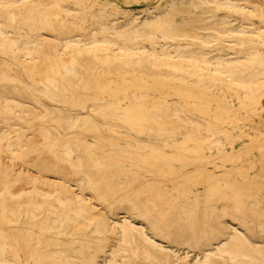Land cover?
Instances as JSON below:
<instances>
[{
  "label": "rangeland",
  "instance_id": "374dc122",
  "mask_svg": "<svg viewBox=\"0 0 264 264\" xmlns=\"http://www.w3.org/2000/svg\"><path fill=\"white\" fill-rule=\"evenodd\" d=\"M20 1L24 4L0 8L16 33L51 39L62 32L85 38L92 31L107 42L98 56L85 50L77 54L85 72L79 82L57 59L32 71L15 54L0 50V88L34 106L29 114L15 115L0 104V129L8 123L1 120L6 116L35 134L22 152L5 153L6 164H0L5 171L0 188L9 186L7 191L21 202L18 215L10 201L0 205V262L104 264L114 250L126 264H194L205 249L224 239L220 231L236 227L257 244L250 252L264 257V0ZM116 52L134 53L135 61L115 58ZM190 57L209 71L232 69L251 86L250 93L242 96L226 76H200L190 68ZM165 58L183 60V68L166 65ZM64 90L72 95L52 94ZM45 104L76 116V122L57 120L44 110ZM65 150L73 161L83 159L80 170L95 163L92 169L112 203L79 185L74 180L79 176L66 168L65 178L105 216L108 231H102L99 217L75 218L71 204L55 206L56 191L48 195L51 203L30 209L26 191L47 186L27 177L29 171L39 174L28 155L61 166ZM12 166L23 173H6ZM46 175L66 181L52 167ZM117 199L156 203L152 212L164 226L156 228ZM239 210L243 216H234ZM124 216L138 227L127 241L120 239L117 223ZM174 253L181 258L176 260Z\"/></svg>",
  "mask_w": 264,
  "mask_h": 264
},
{
  "label": "bare ground",
  "instance_id": "6f19581e",
  "mask_svg": "<svg viewBox=\"0 0 264 264\" xmlns=\"http://www.w3.org/2000/svg\"><path fill=\"white\" fill-rule=\"evenodd\" d=\"M31 1H38V0H31ZM233 1H235V0H233ZM188 3H189V1H188ZM8 4H10V5H21V4H24V1L5 0V1L0 2V8L2 5H8ZM169 4L171 5L172 3L170 2ZM231 4H230V6H231ZM225 7H227V4L225 5ZM233 7L236 8L239 6L233 5ZM241 7H243V6L241 5ZM241 7L239 9H241ZM228 8H230V7H228ZM169 9H170V7H169ZM236 9H238V8H236ZM172 10L174 11L173 8H172ZM244 10H242V11H244ZM250 10L251 9H249L248 11H250ZM254 12H256V11H254ZM166 13L168 15L169 12L167 11ZM207 15H208V13H207ZM256 15H258V14H256ZM144 19H145V17H144ZM134 20H135V18H134ZM146 20H148V19L146 18ZM197 22H198V20H197ZM177 24H178V22H177ZM187 24H188V22H187ZM101 25H104V23H102ZM208 27H210V26H208ZM171 30H172V28H171ZM165 31H167V30H165ZM259 31H261V30L259 29ZM33 36H34L33 34L27 33L26 31H21L19 33H16L14 31V27L12 25L7 24L5 22V19L0 16V50L7 52V53L15 54L14 56L16 58L20 59V61L32 71L33 70L42 71L47 63H49V62L53 63L54 59L55 60L57 59L62 64V66L65 67L66 72L69 75V77L75 82H79V81L83 80L85 77V72L81 68L80 63L75 60L76 58H78L77 54H79V52H82L85 50L87 52H91L94 56H98L99 49H101L102 46H104L107 42L106 39L102 38L101 36L95 35L94 33H92V31H90L89 34L85 38H77L75 35L65 34L63 32L55 34L54 37L51 39L38 38V36L36 39H32ZM165 37H167V36H165ZM202 39L203 38H201L200 40H202ZM81 42L84 43L85 47H81L79 45ZM31 44L36 45V47H38V48L36 50L31 49ZM48 46L53 47L54 50L53 51L48 50L47 49ZM70 46H71L72 50L68 49V47H70ZM75 52H77V53L75 54ZM177 55H179V54H177ZM147 56L151 57L150 54ZM114 57L121 59V60L125 59L127 61H135V58H136L134 53H120V52H116L114 54ZM138 58H141V57H138ZM138 58L136 59V61L140 60ZM155 61H156V58L153 57V60L151 62L154 63ZM163 61L165 62L166 65H168L174 69L175 68L176 69H182L183 68V65H181L183 60L177 61L176 59L165 58V59H163ZM203 62L205 64H208L209 66H211L210 65L211 61L209 59H203ZM188 63H190V68L193 70H196L200 74V76H202V77L226 76V78L228 80L227 84L234 86L235 89L242 96H245L246 94L250 93V91H251V86L249 84H247L245 81H243L241 78L234 76L232 74V69H229L228 71H223V70H217L216 68H214V71H209L210 70L209 68L207 69V68L203 67V65L201 63H199L196 58H192V57L189 58ZM196 63L197 64L199 63V64L197 65ZM205 69L207 71H205ZM54 85H55V87H58L57 82H55ZM52 94L56 97H63L64 95H69V96L72 95V93L68 90H64L63 94L60 92H57V91H53ZM92 97H93V95H92ZM0 104L4 107L5 110H7L8 112L13 113L15 115L20 114L21 112L24 114H29L31 107H34V106H30L29 104L27 105L26 101H24L20 97L16 96V94H14L12 90L11 91H5L2 88H0ZM173 106L174 105L172 104V107ZM44 110L48 114L49 113H51V115L53 114V116H55L57 118V120L58 119L62 120L63 123H64V121H67V123H69V122L75 123L77 120L76 116L69 114V113H65L62 110H59L57 108H51V107L47 106L46 104L44 105ZM41 111H43V110H41ZM46 112H44V113L46 114ZM1 120L2 121L8 120V123L3 127V129H0V164L4 165V164H6L5 159H4L5 158L4 154L8 152L10 155H13L14 153L17 152V150H21V152H22L23 151L22 147H23V145L26 144L25 143L26 140L28 141L30 139L31 134H33V136H35V134L30 133V132H26L25 130L27 129L28 126H26L25 124L19 123L15 119H11L10 117L2 116ZM18 124H20V125L17 127L16 125H18ZM78 125H79V123H78ZM42 139H44V138H42ZM90 144H92V143H90ZM94 145H96V144L94 143ZM21 152H20V154H21ZM52 154L53 153H51L50 156H52ZM36 156L37 155H34V156L28 155L27 160H28V163L33 164L34 166L37 167L39 174L37 175L35 173V175H34V174H32L33 172L29 171L27 177L30 180L33 179V180L42 182V184L46 185L47 188L44 190H41L38 187H32L30 185L31 187L26 191L27 198H28V205L31 206L30 209L31 210H35V208L39 209V208H42L44 206V203H48V202L51 203L52 201L48 200V195L49 194L52 195L54 193V191H56L57 194L55 197L56 198L55 199L56 203H54L55 206H62V205L65 206L67 204L68 205L71 204L72 206L69 209V211H71L72 214H74L75 218H76V216H82V217H86L89 219L93 218V217H99L100 222L102 224V231H108L110 224L107 222L105 216L104 215L102 216V214L96 213V209H95L94 205H92L91 202L86 197L75 193L74 190L72 189V186L68 184L69 179L65 178L66 177L65 175L67 174V173H65V170L68 169V170H70V173L72 175L79 176L77 179H74L75 181L78 182L79 185L85 184L88 188L91 189L92 192L95 191V193H97L96 194L97 196L104 198L108 202H111L112 200L107 195V191L104 190L100 186L101 180H100V177L98 176V173H97L98 171L92 169V166L95 163L93 164V162H92L91 167L89 166L83 170H80V167L85 165V162L83 161V159L80 158L78 161H73L70 157V152L66 151V150H65V155L62 158L65 166H62V165H64L63 163L61 166H59L57 161L49 162L50 160L49 161L43 160L41 156H39V157H36ZM44 156H46V155H44ZM21 163H23V162H21ZM51 167H52L54 172L61 174L62 177L65 178L66 181H61L60 179L58 180V179H53V178L51 179L50 177H48L46 175V172H48V171L50 172ZM64 168H66V169H64ZM6 169H8V171L6 170L7 171L6 173H8L10 175L11 174L17 175L19 173H23V171H24V169L21 170L18 166L7 167ZM4 173H5V171L3 170L2 167H0V174L3 175ZM51 173H53V172H51ZM106 175H107V173H106ZM70 184H72V183H70ZM8 188H9V186H7L5 184H3L2 188H0V205L2 206L4 201H6L8 203L10 201L14 206L15 213L18 215L21 213L20 212V205H21L20 196L14 195L13 193L8 192L7 191ZM24 192H23V194H24ZM112 199H114V198H112ZM174 199H175V197H174ZM117 200L120 202V205L123 208H125L127 211H131L133 213H141L142 216L144 218L148 219L149 222L152 223V225L155 226L156 228L161 229L162 226H164V224L161 223V221L158 220L154 216V213L152 212V208L155 207L156 203H150V205H147V203L146 204L142 203V201L140 199L132 201V202H127L124 199H117ZM4 205H8V204L5 203ZM223 206L226 209L228 208L229 203L227 202V199L224 201ZM160 211H162V210H160ZM234 216L240 217L243 215L241 214V211L239 210V211L234 212ZM216 217L219 218L220 214L216 213ZM32 219L33 218L31 217L30 220H32ZM233 219H235V218H233ZM51 222H54V221H51ZM239 222L241 223V221H239ZM117 223L120 224V227H121L120 239L122 241H127V239L129 238V236L131 234V230H133L134 228H138L130 220V218L128 219L127 216H124L122 222L117 221ZM75 230H76V228H75ZM142 232H143V235H146V233L143 230H142ZM223 235H225L224 239H221L213 247L205 249L204 257L203 258L202 257L197 258L196 261L194 262V264H209V263L210 264H216L219 262H221L222 264H226L228 262L231 264H264V257L255 256L250 252V248L256 247L257 244L255 242H252L249 238H247L245 236V234H243L241 231H239L237 229V227L231 228L230 230H228V228H227V229L220 231V237ZM144 237H147V236H144ZM217 237H219V236H217ZM3 243H4V236L0 232V248H2ZM113 248L114 247H112V250H113ZM173 256L175 257L176 260H179L181 258L176 253H174ZM87 262H90V261H87ZM0 264H3V263L0 262ZM89 264H94V261L90 262ZM104 264H126V261H125V258L123 255H121L118 252L113 250V251H110V259L108 260V262H106ZM134 264H136V263H134Z\"/></svg>",
  "mask_w": 264,
  "mask_h": 264
}]
</instances>
